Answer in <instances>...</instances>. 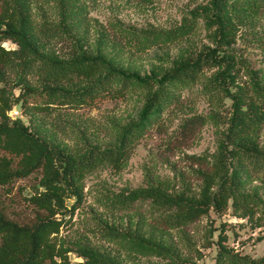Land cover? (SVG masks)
Listing matches in <instances>:
<instances>
[{"label": "rangeland", "instance_id": "obj_1", "mask_svg": "<svg viewBox=\"0 0 264 264\" xmlns=\"http://www.w3.org/2000/svg\"><path fill=\"white\" fill-rule=\"evenodd\" d=\"M72 1L83 5L87 16L83 24L66 20L69 38L77 41L87 54L109 60L126 74L159 78L181 56L193 58L210 49L224 51L216 43L215 25L206 21L210 13L205 10L211 9L212 0ZM60 10V0H34L31 4V14L37 22L59 23ZM193 18L196 28L191 34L144 51L114 37L115 26L163 32ZM69 38L45 43L43 52L68 58ZM4 45L14 46L9 41ZM229 46L226 50L236 57L234 70L224 74L221 65L205 67L195 84L182 90L181 102L166 108L159 123L145 130L120 171L100 168L86 176L83 200L72 209L74 198L68 199V210L56 215L63 218L57 241L65 247L85 245L97 249L113 256L117 264H214L220 241L233 253L264 257V215L259 209H255L253 219L242 217L229 200L220 212L211 209L191 223L170 227L164 216L174 211L157 210L150 200L138 201L130 210L112 212L101 199L105 192L151 186L196 198L207 176L212 177L211 190L217 188L216 162L220 153L228 156L226 134L233 110L231 94L241 90L252 96L254 84L264 90V1L257 15L236 25L234 41ZM29 81L34 87L39 86L35 78L30 77ZM10 82L17 95L21 85L15 80ZM144 101L142 90L124 98L108 97L94 106L76 110L63 108L51 114H34L23 113L14 106L7 115L11 122L36 128L48 143L75 152L87 146L115 145L122 130L138 119ZM256 141L264 150V125L258 130ZM231 162L229 157L228 169L233 168ZM244 180L238 194L255 196L264 206V176L251 175ZM36 181L31 174L0 186L8 218L31 224L43 213L26 199ZM99 224L160 248L164 255L132 251L115 241L102 239L91 232ZM67 256L72 264L81 260L73 251Z\"/></svg>", "mask_w": 264, "mask_h": 264}, {"label": "trees", "instance_id": "obj_2", "mask_svg": "<svg viewBox=\"0 0 264 264\" xmlns=\"http://www.w3.org/2000/svg\"><path fill=\"white\" fill-rule=\"evenodd\" d=\"M33 1L0 0V186L34 174L37 181L26 199L43 213L31 224H20L6 216L0 195V264H72L67 256L71 251L81 258L73 264H117L113 256L97 249L85 245L63 246L57 241L63 218L56 215L68 210V199L74 198L72 209L83 200L87 175L100 168L120 171L145 130L159 123L166 108L181 102L182 90L191 88L205 67L221 65L224 74L234 70L236 57L226 49L234 41L236 25L257 15L264 0H212L211 9L205 10L210 13L206 21L215 25L216 43L224 47V51L210 49L193 58L181 56L159 78L126 74L109 60L87 54L77 41L69 38L65 22L73 20L83 24L87 16L83 5L60 0L61 20L50 24L33 18ZM195 28L194 18L163 32L115 26L114 37L144 51L182 39ZM66 37L71 40L68 58L45 55V43ZM5 41L14 46H5ZM30 77L35 78L39 86L34 87ZM13 80L21 85L17 95L10 82ZM142 90L145 101L138 119L122 130L115 145L106 148L87 146L82 151H69L48 143L36 128L11 122L7 115L14 106L23 113L34 114H51L63 108L76 110L94 106L108 97L124 98ZM252 90V96L241 90L231 94L233 110L226 134L228 156L222 152L216 162L219 166L216 189L211 190L212 177L207 176L196 198L151 186L105 192L102 204L118 212L130 210L138 201L150 200L157 210L174 211L164 216L170 227L191 223L211 209L220 212L229 200L242 217L253 219L255 209L264 215V206L255 196L238 194L246 176H264V150L256 141L257 132L264 125V90L258 84H254ZM229 157L233 166L230 169ZM91 232L132 251L164 255L162 249L133 240L106 225L99 224ZM214 264H264V257L249 258L233 253L220 241Z\"/></svg>", "mask_w": 264, "mask_h": 264}]
</instances>
